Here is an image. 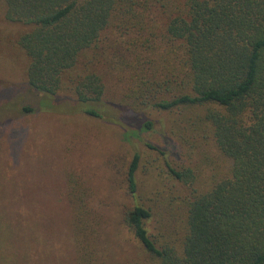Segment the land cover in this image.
<instances>
[{
	"label": "trees",
	"instance_id": "1",
	"mask_svg": "<svg viewBox=\"0 0 264 264\" xmlns=\"http://www.w3.org/2000/svg\"><path fill=\"white\" fill-rule=\"evenodd\" d=\"M2 1L29 27L26 80L53 107H115L125 136L158 122L183 156L125 142L88 147L99 165L63 157L64 264H264V0Z\"/></svg>",
	"mask_w": 264,
	"mask_h": 264
},
{
	"label": "rangeland",
	"instance_id": "2",
	"mask_svg": "<svg viewBox=\"0 0 264 264\" xmlns=\"http://www.w3.org/2000/svg\"><path fill=\"white\" fill-rule=\"evenodd\" d=\"M28 29L6 19L0 0V257L11 255L19 264H64L59 250L65 254L71 215L63 157L71 161L69 165H99L103 158L96 157L95 150L88 152L89 148L102 147L104 155L125 142L136 150L146 143L160 145L178 161L183 156L179 144L164 134L158 122L151 131L137 130V135L125 136L133 128L119 119L115 107L102 106L104 116L95 120L82 116L73 100L59 98L53 107V100L32 89L26 80L28 60L18 40ZM24 106L32 110L27 112ZM104 133H108L106 139ZM82 146L86 148L83 155ZM94 167L89 174H100ZM14 194L17 202L29 201L38 210L16 206ZM116 212L110 214L109 224L117 229Z\"/></svg>",
	"mask_w": 264,
	"mask_h": 264
}]
</instances>
